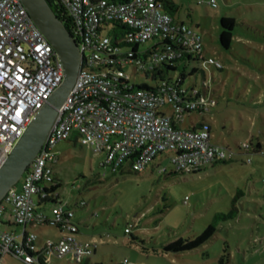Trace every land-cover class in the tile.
Segmentation results:
<instances>
[{
    "label": "built area",
    "instance_id": "built-area-1",
    "mask_svg": "<svg viewBox=\"0 0 264 264\" xmlns=\"http://www.w3.org/2000/svg\"><path fill=\"white\" fill-rule=\"evenodd\" d=\"M47 1L67 25L80 51L81 65L41 148L20 178V186L14 184L1 199L0 226L8 213L13 224L59 226L62 233L57 239H47L43 254L37 256L38 251L32 253L35 234L22 232L16 240L12 232L0 227V264L10 253L28 264H42L40 257L46 262V255L70 256L78 263L93 253L91 241L76 239L74 210L66 202L54 205L47 217L35 210L32 198L52 184L50 165L57 161L55 147L71 136L94 155H102L101 164L110 171L131 155H135L131 168L142 171L157 155L171 152L173 171L187 174L236 156L212 143L206 128L181 126L185 114L205 113L215 105L210 92L198 88L187 91L166 81L152 88H133L124 71L127 65H132L135 73L160 70L184 52L201 59L203 66L220 67L217 59L203 58L197 31L174 22L158 0ZM206 3L217 6L215 0ZM153 39L150 47L139 48ZM155 44L161 46L152 50ZM62 79L63 66L57 53L21 1L0 0V165ZM203 85H207L206 79ZM241 146V151H249L247 142ZM246 161L250 162L249 156ZM159 172L165 173L166 168H159ZM130 226L125 233L130 232ZM122 263L138 264L126 258Z\"/></svg>",
    "mask_w": 264,
    "mask_h": 264
},
{
    "label": "rangeland",
    "instance_id": "rangeland-1",
    "mask_svg": "<svg viewBox=\"0 0 264 264\" xmlns=\"http://www.w3.org/2000/svg\"><path fill=\"white\" fill-rule=\"evenodd\" d=\"M176 1L180 8L175 17L186 24H199L194 29L201 36L203 53L222 66L218 70L190 60L180 62L170 72L175 76L194 69L186 76L185 85L200 87L202 69L217 99L209 112L185 115L182 127L197 121L207 124L210 141L230 149L235 158L228 164L206 166L197 173L173 175L171 152H164L139 173L111 175L109 169L100 167L102 155H94L87 145L82 146L71 136L57 144L58 161L50 165L59 182L58 200L84 201L85 205L75 213L85 222L80 224V231L103 240L91 256L92 264H121L124 258L138 264H264V154L246 155L240 149L248 140L260 141L264 149V0H215V8L206 3ZM223 15L233 16L239 23L234 34L240 40H232L227 50L218 42V21ZM153 43L154 39L148 40L139 48ZM124 71L135 85L154 86L158 82L135 73L132 65L124 67ZM159 168H166V172L160 173ZM237 193L236 217L220 221L207 242L191 251H163L166 243L178 237L192 239L216 215L228 214ZM32 198L36 202L37 194ZM129 225L134 239L125 233ZM33 230L36 234L55 232L51 226ZM36 251L37 246L32 253ZM45 257L46 264H76L67 262L65 256Z\"/></svg>",
    "mask_w": 264,
    "mask_h": 264
},
{
    "label": "water",
    "instance_id": "water-1",
    "mask_svg": "<svg viewBox=\"0 0 264 264\" xmlns=\"http://www.w3.org/2000/svg\"><path fill=\"white\" fill-rule=\"evenodd\" d=\"M28 15L52 45L63 66V79L38 110L23 135L0 165V201L32 162L69 94L81 65L78 46L47 0H20Z\"/></svg>",
    "mask_w": 264,
    "mask_h": 264
},
{
    "label": "trees",
    "instance_id": "trees-1",
    "mask_svg": "<svg viewBox=\"0 0 264 264\" xmlns=\"http://www.w3.org/2000/svg\"><path fill=\"white\" fill-rule=\"evenodd\" d=\"M158 1H160L162 3L163 9L165 11H167L172 16L174 22L184 23V22L177 21L176 19H174V14L177 13L178 7H179V5L174 0H158ZM186 1H194L196 4L206 3V1L198 3L197 0H186ZM51 7H53V6L51 5ZM52 9L55 10L54 7ZM238 24L239 23L235 20V18L233 16L223 15L220 17V19L218 21V31L217 32H218V42L223 49H226V50L230 49L232 40H234V39L240 40V37L238 35L234 34V29ZM186 25L189 28L194 29L191 26H189L188 24H186ZM196 26L197 25H195V27ZM65 27H67L66 24H65ZM120 28L124 29L123 26H121ZM130 46H132L134 48V47H136V44H132ZM160 46H161V44H155L154 46H152V50H156ZM205 57H208V56H205V54L203 53V58H205ZM190 60L198 61L201 64V59L194 58L192 56V54L184 52L182 57H180L176 62L170 63L171 65L170 64L162 65L160 70H155V71L147 72V73L146 72H140V73L144 74L145 77H148L150 79H153V80L158 79L157 84L160 83L161 81H166L170 84H173V86L174 85H176L178 87L180 86V87L186 89L187 91H190L193 88H198L202 92H205V91L210 92V94L215 99V105L213 107H211L208 111L205 112V113H207L217 105V99H216L215 91L210 89L207 85L206 86L203 85V81H204L203 70L200 69L201 75H202V83H201L200 87H197L195 84H192V83L190 85H185L186 76L193 74L194 69L189 71L188 73H186L185 71H181L178 75L170 76V72L175 71L176 68L179 67L178 65L180 64V62H188ZM209 67L211 68V67H215V66H209ZM215 68L218 70H221L222 66L215 67ZM129 83L132 85L133 88H152L153 87V86H150L149 84H146V83L135 85L134 83H131V78H130ZM156 85H154V86H156ZM189 114H191V113H188L185 115H189ZM184 116H183V119H184ZM181 126H182V124H181ZM186 128H192V129L206 128L210 132L209 126L207 124H202V123H192L191 126H188ZM246 142L249 145V151L247 153L242 151V153H244L246 155H250V154H254V153H263L264 154L263 145L260 141L253 143L251 140H248ZM241 147L242 146L240 145V149H242ZM134 157H135V155L129 156L123 163H121L118 166V168L115 171H110L111 175H114L117 173L123 174L124 172L139 173L140 171H135L130 166ZM232 160L233 159H230V160L221 159V160L216 161L214 163H211L207 166H215L217 164H228ZM100 167L102 169H109L107 166L102 165V164H100ZM203 168H201L197 171H193L191 173L192 174L197 173V172L201 171ZM171 174L174 175V174H187V173L174 172ZM53 177H54V174H53ZM58 187H59V182L54 177L50 187L48 189H44V191H42L40 194H37L38 199H37V204H35V210L37 207H40L43 205H50V211H51L52 207L60 202L58 200L59 199L58 198L59 193L57 192ZM238 198H239V193H237L235 195V197L231 200L230 211L228 212V214L216 215L214 217L213 222L209 223L207 225V227L200 234H198L197 236H195L192 239H184L182 237H178L175 240H172V241L166 243L165 245H163V251L164 252L180 253V252H185V251H191V250L196 249V248L200 247L201 245H203L205 242H207L214 235V233L217 229V225L220 221L231 220V219H234L236 217V215L238 213V209L236 207V203H237ZM81 202H84V201L83 200L79 201L78 204L75 205V207H77V206L81 207L82 206L80 204ZM84 205H85V203H84ZM67 206L69 208L74 209V207H71L70 205H67ZM73 219H74V216L72 218V221H73ZM56 227L60 228L59 226H56ZM77 233H78V230H77ZM127 234H129L134 239V236L131 234V230ZM34 247L36 248L35 241H34ZM37 251H38L36 253L37 256H40L41 254H43V244L40 247H37ZM40 262L42 264L45 263L42 257H40ZM104 263H109V262H104ZM76 264H92V263H90L88 260H86V258H84L81 262H78ZM93 264H102V263H93ZM109 264H112V263H109ZM116 264H119V263H116ZM121 264H123V263H121Z\"/></svg>",
    "mask_w": 264,
    "mask_h": 264
},
{
    "label": "crops",
    "instance_id": "crops-1",
    "mask_svg": "<svg viewBox=\"0 0 264 264\" xmlns=\"http://www.w3.org/2000/svg\"><path fill=\"white\" fill-rule=\"evenodd\" d=\"M174 1L179 5V3L176 0H174ZM179 8H180V5L178 7V10H179ZM190 10H191V13H192V9H190ZM188 15L189 16H192V14H190V13H188ZM174 19H176L177 21L183 22L182 20H179L178 18H176L175 17V14H174ZM188 25L191 26L192 28L195 27L192 24H188ZM195 25L198 26L199 24H195ZM192 123H194V122H192ZM195 123H200V121H197ZM57 151H58V148L55 149L56 154L58 153ZM57 161H58V157H57ZM78 202L79 201L74 202V203H68L67 202V204L70 205L71 207H74V209H73L74 210V219H73V221L78 226V233L76 234V239L79 240V241H84V242L85 241H89V242L91 241L94 244L93 253L89 257L86 258V260H88L91 263V261L93 259V258H91V256L96 253L97 246L99 245V243L102 244L103 243V240H102V238L97 239L96 236H94V235H88V234L80 231V227H79L80 224H84L85 222L82 219H77L76 216H75L76 211L78 209H80V208L83 207V206H81V207H79V206L75 207V205H77ZM35 204H37V201L35 202ZM46 206L47 205H43V206L37 207L36 208V211L37 212H41L45 216L49 217L51 215L50 205L47 206L48 207L47 209H46ZM4 217H6V218H4ZM49 226H51L54 229L55 232H53V231L52 232H49L48 230H46L45 233L39 232L40 234L39 233L36 234L34 232V230H33V229H39V228L41 229L43 227H49ZM0 227H1L2 230L12 232L16 236V240H18L20 238V235H21L22 232H28V233L35 234V236H36L35 246H37V247H40L43 244V237L44 236H46V240L47 239H57L61 235V233H62V230L60 228H58L56 226L48 225V224H41V225L27 224L24 227L23 226L16 225V224H13L12 222L9 221V214L8 213H6V214L3 215V217H2V223H1V226ZM6 255L4 256V264H21L20 258L19 259H17L18 257L17 258H14L12 256L13 254H11V253L9 254V256H6ZM65 257L67 259V262L73 261L70 256H65ZM102 263H104V262H102ZM45 264H46V262H45Z\"/></svg>",
    "mask_w": 264,
    "mask_h": 264
}]
</instances>
